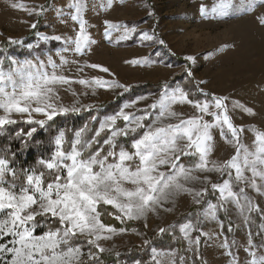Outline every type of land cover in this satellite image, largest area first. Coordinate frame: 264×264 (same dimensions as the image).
<instances>
[{
    "label": "snow or ice",
    "instance_id": "obj_1",
    "mask_svg": "<svg viewBox=\"0 0 264 264\" xmlns=\"http://www.w3.org/2000/svg\"><path fill=\"white\" fill-rule=\"evenodd\" d=\"M113 2L107 0L105 5L101 0V7L111 8ZM258 4H264V0H215L211 7L201 4L200 13L204 17L238 16L253 12ZM12 6L36 16L49 10L45 5ZM87 9L88 0H69L66 8H55L62 23H66L63 18L68 17L78 25L74 37L36 33L39 41H63L65 47L57 53L59 63L52 55L0 59V135L7 134L13 125L30 126L15 132L22 149H27L38 128H51L56 117L79 115L82 111L91 113L96 107L63 105L59 96L61 87L78 83L93 89H123V92L131 88L116 80L75 79L60 71L69 63L61 53L71 51L83 56L95 43L85 19ZM257 20L264 27V15ZM104 25V34L109 40L116 32L120 33L116 40L124 41L138 31L137 26L127 23L105 20ZM36 27L37 23L30 24V28ZM140 38L157 40L155 33L148 31L140 32ZM9 43L23 45L24 41L9 38ZM158 43L163 45L164 41L158 40ZM186 59L195 62L192 56ZM126 62L139 65L151 60L144 57ZM72 63L79 65L77 60ZM86 67L109 72L108 68L87 62L77 70L83 71ZM185 72L192 76L190 69L186 68ZM204 83L199 81V84ZM199 84L193 91L165 82L152 103L142 109L135 105L145 97L125 103L117 113L101 119L94 132L89 124L75 131L58 129L51 141L50 154L37 161L38 168H17L16 152L0 151V264H99L98 253L106 251L99 241L127 231L104 223L105 213L121 223L146 220L150 212L174 202L182 194L190 195L193 203L202 207L188 213L184 222L160 228L159 233L178 228L188 245L185 250L192 252L201 264H207L199 254L201 238L223 235L224 221L220 214L227 218L229 205L236 209L245 226L252 213L260 214L264 220V212L247 191L251 188L264 195V131L255 126L248 128L254 140L251 146L245 144L246 129L233 123L228 97L207 93ZM177 105H190L194 114L185 117L175 110ZM232 107L255 115L239 101H232ZM129 108L135 111H125ZM90 121L96 122L97 116H90ZM213 130H218L221 139L234 149L227 160L211 159L215 148ZM185 157L193 158L190 166L184 163ZM196 173H216L218 179L213 182L209 175L201 178ZM194 183L203 187H191ZM209 196L215 197V202ZM105 206L113 211H107ZM164 210L172 211L171 208ZM205 222H216L221 232H205ZM260 227L264 230V224ZM228 231H233L230 218ZM81 237L83 242H80ZM149 243L144 241L145 245ZM235 244V240L229 242L225 236L219 245L231 257L230 264H240L239 256L231 251ZM85 246H88L87 252ZM262 248L264 242L254 243L249 230L244 248L249 257L246 264H264V254L259 251ZM152 252L153 264H164L162 258L166 256L171 257L169 264H177L175 252L165 253L155 248ZM179 264H185L184 256L179 257Z\"/></svg>",
    "mask_w": 264,
    "mask_h": 264
},
{
    "label": "rangeland",
    "instance_id": "obj_2",
    "mask_svg": "<svg viewBox=\"0 0 264 264\" xmlns=\"http://www.w3.org/2000/svg\"><path fill=\"white\" fill-rule=\"evenodd\" d=\"M51 1L49 10L41 16H36L29 15L26 11L14 8L12 5L24 4L29 8L39 5L47 6L48 0H0V44L9 43V38L24 41L23 45H18L11 51L0 50V59L8 56L25 59L35 55L45 58L52 55L57 63L60 62V55L57 53L65 47L63 41H39L36 33L74 37L78 25L68 17H64L66 23H62L61 18L56 15L55 8H66L69 0ZM214 2L215 0H114L111 8H107L101 7V0H88L85 19L95 43L83 56L71 51L61 53L69 63L60 71L75 79L102 77L105 80H116L121 84L130 85L131 88L127 91L128 95L122 96L120 93L123 89H93L74 83L59 89L60 103L67 106L76 104V106L99 107L120 101L115 107V113H117L125 103L145 97L135 105V108L142 109L158 98L161 87L154 88L157 85L170 82L173 87L177 85L184 87L188 83L197 86L199 81L203 80L206 83L199 84V87L205 92L228 97L229 115L234 124L245 127L243 142L251 146L254 134L247 129L255 126L260 131H264V27L260 26L257 20V17L264 15V4H258L253 12L238 16H202L200 5L205 4L211 7ZM103 3L106 5L107 0H103ZM105 20L127 23L129 26L135 25L138 31L124 41L116 40L120 34L116 32L109 40L104 34ZM34 22L37 23L36 29L30 28V24ZM142 31H148L150 34L154 32L157 40L143 41L140 38ZM158 40H163L164 44H159ZM29 44L32 45L31 49L28 48ZM189 56L195 58L194 63L186 59ZM144 57H148L151 63L138 65L126 62ZM73 60L79 61V65L72 63ZM85 62L101 65L108 68L109 72L105 73L90 67L78 71V67ZM5 63H7L6 60ZM186 68L191 70V77L185 72ZM144 85L153 87L145 89L137 87ZM150 88L154 89L148 91ZM142 90L148 92L143 93ZM232 101H239L245 107L251 108L255 115L248 114L239 108L234 109ZM175 110L183 113L185 117L194 114V109L190 105H177ZM125 111L131 112L135 109L129 108ZM115 113H106L101 119ZM206 119L210 118L206 117ZM213 135L215 148L211 159L227 160L234 153V149L221 139L218 130H213ZM192 159L187 161L188 166L191 165ZM196 175L201 178L209 175L213 182L218 179L216 173H196ZM190 186L203 187L200 183ZM247 191L264 212V195L258 194L251 188ZM197 206L202 205L194 204L190 195L182 194L177 196L174 202L165 204L163 208H158L155 212H150L146 220H126V222L138 224L143 229L142 232L153 237L159 233L160 228L169 227ZM165 208H171L172 211H165ZM227 214L234 224V237L238 242L234 255L239 256L240 264H246L249 257L244 248L247 246L248 227L232 205H229ZM261 224H264L262 219ZM203 230L217 234L221 232L216 222H205ZM261 231L264 236V230L261 229ZM224 238L223 235L214 236L212 239L203 237V255L207 264H230L231 257L219 247ZM145 240L147 238L139 234L135 228L124 233L111 234L110 239H102L99 244L106 249L101 254L108 255L122 249L146 248ZM259 251L264 254V248ZM151 255L153 256V252ZM191 255L192 252L186 251L185 264H192ZM162 259L164 264H169L171 257L166 256Z\"/></svg>",
    "mask_w": 264,
    "mask_h": 264
},
{
    "label": "trees",
    "instance_id": "obj_3",
    "mask_svg": "<svg viewBox=\"0 0 264 264\" xmlns=\"http://www.w3.org/2000/svg\"><path fill=\"white\" fill-rule=\"evenodd\" d=\"M53 1V0H52ZM51 1V2H52ZM50 0L47 2V6H49ZM1 51H11L13 49H16L18 45H13L10 43H2L0 44ZM173 57L176 58V56L173 54ZM182 61V60H180ZM169 84H171L169 82ZM140 87L139 89H145L146 87H153L150 85L147 86H137ZM159 88L161 85H157L154 88ZM186 89H191L195 91L196 86L190 84L184 85ZM154 88H150L148 91H151ZM160 89V88H159ZM135 90H137L135 88ZM148 91H141V92H148ZM137 92V91H136ZM129 93L124 92L122 96L128 95ZM121 98V97H120ZM199 98V95H198ZM120 103V101H119ZM119 103H108L103 106L95 107L91 113L82 111L79 115H69V116H58L55 118V121L52 123L51 128H45L40 129L38 128L37 132L34 134L31 141L28 143L27 149H22L21 141L15 138V132L19 130V128L23 127L25 130H27L30 126L19 124V125H13L9 128L8 133L5 135H0V151H5L10 149L13 152H16V160L15 164L17 168H38L39 165L37 164V161L42 158L46 157L50 154L53 144L51 141L53 140L56 132L58 129H70V130H77L79 128H82L85 124H89V126L93 129V132L95 129L99 126V121L106 113H115V107ZM98 109V110H97ZM95 115L97 116L96 122L90 121V116ZM71 132L68 133L69 137H71ZM89 135H92V133H89ZM191 157L184 158V163L187 165V161H190ZM193 162V159H192ZM217 181V180H216ZM215 182V181H214ZM209 199H212L213 202H215V197L209 196ZM106 207V206H105ZM202 206L195 207L191 212H195L197 208H201ZM107 211H113L111 208L107 207ZM186 216H183L180 218L179 221L174 222L173 224H179L185 221ZM228 214L227 218L223 213L220 214V219L224 221V228H223V236L227 237L229 242L235 240V233H234V224H233V231H228ZM102 220L106 224L113 225L117 229L119 228H126L127 230L131 229H137V232L139 234L144 235L150 243L147 245L146 248L139 249V248H130V249H122L121 251L117 253H112L108 255H103L101 253H98L99 255V264H137V261L140 262V264H153L152 260V249L155 248L159 251H172L176 253V261L177 264H179V257L185 256L187 249V243L183 238L181 237V234L179 233V229L176 228L175 230L166 231L163 234L157 233L155 236L151 237L147 233L142 232V228L139 227L138 224L128 223L124 222L121 223L119 220L114 219L111 216H108L106 213L102 216ZM261 218L260 215L257 213L251 214V220L249 224L247 225L248 230H250L253 234V241L257 245H260L262 242H264V236L262 234L261 228H260ZM172 224V225H173ZM168 228V227H167ZM39 231V230H38ZM259 233V235H257ZM194 235H196L194 233ZM84 238H80V242H83ZM235 246L231 248V251L233 254L235 253L237 249V240ZM84 251H88V246H85ZM93 251H97L96 249H93ZM200 256L204 260L203 255V237L201 238V245H200ZM192 264H201V261L199 259H196L192 253L191 255Z\"/></svg>",
    "mask_w": 264,
    "mask_h": 264
}]
</instances>
